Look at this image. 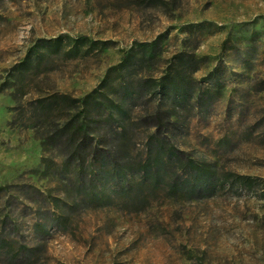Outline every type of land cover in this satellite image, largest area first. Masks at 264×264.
I'll use <instances>...</instances> for the list:
<instances>
[{"label": "rangeland", "instance_id": "1", "mask_svg": "<svg viewBox=\"0 0 264 264\" xmlns=\"http://www.w3.org/2000/svg\"><path fill=\"white\" fill-rule=\"evenodd\" d=\"M79 37L88 54L65 55ZM166 74L179 92L155 86ZM92 91L109 108L84 122L108 158L102 177L71 172L50 139L81 110L51 97ZM156 112L169 116L158 134ZM119 122L135 171L170 149L167 171L209 168L213 195L182 200L160 184L125 196L105 135ZM0 264H264V0H0Z\"/></svg>", "mask_w": 264, "mask_h": 264}, {"label": "trees", "instance_id": "2", "mask_svg": "<svg viewBox=\"0 0 264 264\" xmlns=\"http://www.w3.org/2000/svg\"><path fill=\"white\" fill-rule=\"evenodd\" d=\"M85 37H79L75 39L73 45L69 50H66L67 56H75L79 54H88L90 48L83 50L85 45ZM48 43V42H47ZM46 43V44H47ZM155 43V42H154ZM47 49L50 50L51 53H59L64 49V41L63 38H58L53 42L47 44ZM43 47V46H42ZM93 47V46H92ZM45 48V47H43ZM31 57L27 56L26 59L19 64L18 67L22 68V71H25L30 67ZM128 61V57L124 56L122 62L117 67H122ZM147 80H145L146 82ZM152 83H155L152 81ZM182 79L179 75H174L171 77L170 75H164L156 80V85L162 91L171 92L178 91L182 89ZM99 94L97 91H92L87 94L84 98L71 99L66 96H52L50 99L51 104H55L60 106V104L69 103L71 108L77 109L81 108L79 112L72 116L60 129L59 135L51 136V140L55 141V138L59 141L61 148L63 151H66V159L64 161V165L71 169V172L76 174H81L85 172V170L94 173V176L102 177L101 175L109 173L106 168H108V158L97 148H91L90 143L86 145V136L89 137L91 130H87L84 122L89 120L91 117L92 110L99 109L105 113L104 109H109L106 107V104L99 100ZM112 107V104L109 103ZM114 108L119 111V113L124 112L122 108L121 102L114 106ZM112 110V109H110ZM76 115L82 117L81 121H76ZM112 116V112L107 115L108 118ZM165 116V117H164ZM106 118V119H108ZM163 118L169 121V116L166 113L156 112L154 114L155 123L153 127H157V134L159 133L160 126ZM116 129H111L106 132L107 142H110L111 147L113 148L116 155L121 156V160L123 164L120 166V171L123 172V175L128 176L127 185L123 188V193L125 196H129L135 187H143V185L149 187L150 189L158 188L160 184H164L167 188V192L174 197H179L182 200H190V199H202V198H210L215 191L216 185L213 181V173L209 168H201L200 166H195L192 163H189V167L191 170V175L185 176L184 179H176L174 174L167 171V165H170L173 160H175V155L173 151L170 149L162 150L158 154L149 155L146 160L138 165V171H135L133 166V162L130 157L124 156L122 147L128 141L127 130L122 122H119V125L116 126ZM97 135L94 134V136ZM155 141L158 138L157 135L152 137ZM87 151V153H86ZM84 153H86L84 155ZM87 159V160H86ZM177 159V158H176ZM86 160L87 165L84 166V161ZM118 169V170H119ZM117 169L112 170V176H118ZM136 175H139V178L136 179ZM203 176L207 177V180H203ZM233 183L236 186L243 188H252L253 180L249 177L244 176H232ZM94 198L92 200H96L97 193L92 194ZM91 200V201H92Z\"/></svg>", "mask_w": 264, "mask_h": 264}]
</instances>
